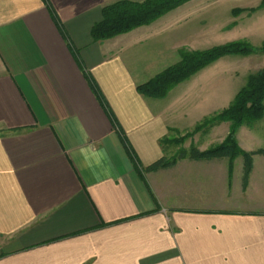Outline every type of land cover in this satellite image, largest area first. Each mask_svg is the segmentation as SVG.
<instances>
[{
  "label": "crops",
  "instance_id": "crops-1",
  "mask_svg": "<svg viewBox=\"0 0 264 264\" xmlns=\"http://www.w3.org/2000/svg\"><path fill=\"white\" fill-rule=\"evenodd\" d=\"M115 1L0 0V264H264V116L236 132L248 173L242 155L148 170L235 94L138 93L186 44L159 19L94 40Z\"/></svg>",
  "mask_w": 264,
  "mask_h": 264
},
{
  "label": "trees",
  "instance_id": "trees-1",
  "mask_svg": "<svg viewBox=\"0 0 264 264\" xmlns=\"http://www.w3.org/2000/svg\"><path fill=\"white\" fill-rule=\"evenodd\" d=\"M188 1L189 0H144L142 2L131 0L115 1L103 8L102 20L92 27V38L94 40H105L128 32L139 26L151 24L163 14ZM262 5L264 6V0L262 1ZM238 11L241 10H237V12ZM258 51L264 52V46L256 49L244 41L229 42L205 50L186 51L180 49V58L178 62L166 67L148 81L138 85L137 91L146 97L163 98L172 88L190 79L198 71L224 56H247ZM90 87L100 102L103 103L97 85L90 82ZM263 116L264 68L248 76L246 83L238 90L228 107L214 115L204 118L202 122L196 125L194 131H200L202 129L205 131L221 122H230V130L223 143L201 152L193 148L188 153L181 151L180 156L172 159H165V157H162L160 160L147 167V169L157 170L164 168L180 158L228 157L231 166L233 158L242 155L246 160L245 169L246 173H248L250 169V155L239 148L236 140V132L241 126H251ZM189 136L190 134H186L180 139L173 140V142L178 144ZM166 142H168L166 137L160 140L162 146Z\"/></svg>",
  "mask_w": 264,
  "mask_h": 264
},
{
  "label": "rangeland",
  "instance_id": "rangeland-1",
  "mask_svg": "<svg viewBox=\"0 0 264 264\" xmlns=\"http://www.w3.org/2000/svg\"><path fill=\"white\" fill-rule=\"evenodd\" d=\"M262 1L263 0H189L163 14L158 18L159 20L157 19L159 27L170 33V35L173 36V40L176 39L177 42L186 44L178 46L175 57L176 61L172 62H178L180 58V49L186 51L205 50L213 46L234 41L247 42L256 49L264 46V38L257 37L258 28H262L258 33L264 34V27H261L262 22L260 20V25L258 24V20H254V16L257 17V15H253L257 11H264ZM237 10L241 11L237 12ZM262 68H264V52L258 51L247 56H224L198 71L191 79H222V85L210 86L209 88L224 89L225 101H221L219 104L226 105L228 98L236 94L238 90L244 86L248 76L256 73ZM189 84L190 83L187 82V85ZM184 85H186L185 82L177 89L184 87ZM223 97L224 95L220 96L221 99ZM222 123H225L228 129H226V126H222ZM230 125V122L224 121L205 131L203 129L194 131L195 126L184 134L166 137L168 142L164 144L166 148L165 159H172L180 156L181 151L188 153L193 148L201 152V147H207L205 149L207 150L223 143L230 130ZM199 133H202L200 134L202 136H199ZM207 133L209 136H204ZM186 134H190V136L185 138L182 142L178 144L173 142V140L180 139Z\"/></svg>",
  "mask_w": 264,
  "mask_h": 264
}]
</instances>
